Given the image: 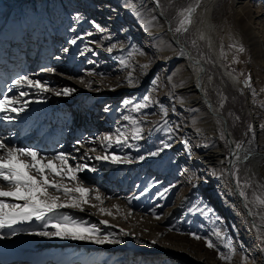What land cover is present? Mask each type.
Listing matches in <instances>:
<instances>
[{
	"label": "rangeland",
	"instance_id": "rangeland-1",
	"mask_svg": "<svg viewBox=\"0 0 264 264\" xmlns=\"http://www.w3.org/2000/svg\"><path fill=\"white\" fill-rule=\"evenodd\" d=\"M44 1L48 27L52 32L51 38L57 48L50 59L54 62L60 59L62 62L56 67L34 70L37 74H30V69L24 73L25 75L29 73L34 79L37 75L44 77L49 75L50 79L40 81L54 90H61L64 87L74 88L75 92L70 96H62V99L70 104L71 118L72 115L74 119L77 114H81L82 110L86 112L80 118L83 120H80V123H85L91 118L95 107H98L94 111V116H97V126H103V118L111 119V125L106 129L108 134L115 135V129L123 126H127V130L131 131V125L122 119L125 115H131L141 121L143 139L130 146L123 144L119 148L113 144L109 154L129 157L131 163L126 164H148L147 171L139 180L138 186H133L135 189L130 191L132 194L122 201L125 210L138 213L142 222L124 223L132 230L129 236L112 229L102 233L115 232L117 238L123 241L119 244H95L86 240L64 243L45 240L38 236L31 238L29 236L33 235L32 233H21L14 238L16 245L31 254L33 243L47 242L45 254L74 257L76 261H70L69 264H80L78 259L90 253L86 250L88 246L98 249L90 253L89 264H224L218 258V252L209 249L204 239L197 241L188 235L195 232L202 237L211 238L214 243L220 245L221 251H226L213 234L214 230L219 229L235 246L232 264H264V238L260 235H252L250 227L254 225L243 219L244 210L241 204L232 196L231 190L224 193L220 184L210 185L213 184L214 176L222 170L220 162L212 161L208 162L209 165L199 167V157H196L198 154L195 149L197 144L192 139L199 131L205 130L207 125L215 126V124L205 114L206 107L199 102L195 90L190 88L192 75L184 59H173L178 51L171 43L167 31L161 30L162 25L151 3L140 0H116V2L114 0H0V29L6 20V23L12 26L10 22L12 17L9 15L12 12V16L16 17L17 10L12 11L10 8H14L17 3L23 2V6L22 4L19 6L24 7V13L33 16L35 4L43 5ZM155 1L159 2L164 16L172 22L173 27H176L179 22V11L195 0ZM241 2L242 4L239 5L236 0H218L213 13L217 50L222 63L236 78L237 88L215 65L214 57L203 50V44L199 46L194 44L192 31L187 30L178 34V38L197 57L206 53L204 58L208 65V76L215 78L214 91H210L209 96L216 107H221L222 114L228 119L229 129L236 144L240 145L241 157L246 158L251 152L263 157L258 164L257 177L245 179L250 185L246 191L247 197L253 200L254 196L264 195V49L262 51L259 49L261 44L264 48V0H241ZM124 4L127 5V10L133 11V19L126 15ZM97 25L104 31H99ZM8 27L4 28L6 35L10 32ZM44 31L42 35L45 34ZM42 35L38 36L39 40L33 35L29 36L33 38L31 42L33 41L34 45L37 44L36 42L44 45L48 37L43 40ZM16 36L14 34L15 40L18 41ZM29 36L21 47L22 50L27 46L26 50L22 51L23 60H26L25 55L29 52ZM0 37H3L2 33ZM72 40H76V43L72 44ZM252 41L257 42L252 44ZM113 44L116 47L109 53L107 49ZM233 45L242 46L245 51L240 53ZM133 52L135 54L130 55ZM39 59L38 56L28 60L31 61V65L34 61L33 65H37L39 61H43ZM121 59L125 60L129 67H123L120 63ZM15 61L17 59L13 58V64ZM0 65L3 66L4 63ZM143 65L148 67L145 69ZM23 66L17 68V71L23 72ZM0 70L4 75L11 71L9 80L14 77L12 68L9 72H5L1 67ZM89 72L95 75H88ZM130 72L135 77V87H130L126 83ZM249 77L250 87L246 86ZM80 80H84L85 84L92 82V90L81 84ZM62 81L65 84H61ZM78 91L82 92L74 97ZM120 91H123L122 96L115 98ZM49 94L53 93L49 92ZM145 96H150L152 103L140 113L132 112L134 104L145 102ZM125 101H132V104L125 106ZM162 109L166 110L167 115H164ZM65 125L60 126L59 132H63V140L56 144L58 148H61L59 145L71 137L72 123L68 122ZM100 132L102 131L97 135ZM82 134L85 136L86 132ZM40 138L43 137L40 136L33 142L40 141ZM129 139L132 140L131 136ZM215 139L212 137L203 142V149L208 151L217 149L219 142ZM219 140L220 150L226 153L223 137H219ZM70 149L75 152L76 145H72ZM99 151L104 154L103 150ZM153 152L157 155H150ZM141 156L145 157L142 161L139 159ZM89 160L93 161L88 158L85 162ZM120 164H107L96 169V172L103 173L102 178L94 177L100 176L93 174L96 172H88L79 177L81 179L84 176L82 182L85 186L99 188L105 196L102 189L106 187L104 182H107L110 176L113 175L111 177L113 183L118 174L123 172L121 180L128 183L126 171L119 170V167L124 168L125 165L119 166ZM88 166L95 167L93 163ZM113 168L114 171H111ZM110 171L114 173L111 174ZM106 172L107 174H104ZM140 172L139 174H142ZM96 180H99V185L95 183ZM181 182L187 184L178 187ZM201 184L204 186L201 192H198L182 211L176 212L177 199L186 197L194 185ZM108 196L112 199L106 198L103 206L114 212L116 208L110 207V203L113 200H121L118 197L125 196V193L113 192ZM129 197L132 198L131 202L128 201ZM200 208L210 210L209 214L201 215L198 211ZM76 212L67 210L60 213L99 227L98 221L93 216ZM156 215L161 219H155ZM53 231H55L53 228L49 230V232ZM134 234H137V237ZM153 241L156 243H152ZM59 249L61 251H58ZM99 257L102 258L101 262L98 261Z\"/></svg>",
	"mask_w": 264,
	"mask_h": 264
},
{
	"label": "bare ground",
	"instance_id": "bare-ground-1",
	"mask_svg": "<svg viewBox=\"0 0 264 264\" xmlns=\"http://www.w3.org/2000/svg\"><path fill=\"white\" fill-rule=\"evenodd\" d=\"M109 1V0H108ZM116 2V0H114ZM141 2H150L153 8L155 9V12L157 13V17L159 20V23L162 25L161 30H166L167 33L169 34L170 41L171 43L176 47L178 54L176 55L175 59H184L186 63V67L189 69L192 75V84L190 88L192 87L195 90L196 96L199 99V102L201 103L202 106L206 107L207 112L205 114L208 115V119H211L215 126H210L207 125L205 130H201L197 133V135L192 139L195 144H197V147L195 148L198 154L196 157H199V167L202 168L203 166L207 165L208 162L212 161H217L220 162L221 164V172L214 176L213 178V184H210L211 186L218 185L220 184L222 187V191L224 193L232 191V196L236 199L238 203L241 204L244 213H243V219L247 220L246 222L252 224L254 226L250 227L252 235H260L264 238V208L257 207L254 203H252V199L247 197V200H245L244 197L240 195L241 191L246 192L248 190V187H243V185L247 184L246 180L247 178H255L259 174V162L263 158L262 156L256 154L254 155L253 152L250 153V155L246 158L241 157V152H240V147L237 148L235 139L229 129L228 126V119L222 114L221 112V107H216L215 104L212 102V98L209 96V92L213 90V83L215 78L213 76H208V65L205 62V54L201 55V57H197L194 55L185 45L182 44L180 39L178 38V34H182L185 32H177L176 29L179 27L180 21L182 19L180 13L184 11L185 9L189 7H195V13L193 14L192 17V23L188 27V30L192 31L193 37H194V44L199 46L200 44H203V50L207 51L210 53L215 60V65L221 70V73L230 81L234 87H238L237 80L233 76V74L230 73V71L225 67V65L222 63L221 56L219 55V52L217 50V42H216V26L214 24L213 20V13L215 9V5L218 0H195L192 1L185 9L179 11V22L176 25V27H173L172 22L169 21L163 14V10L160 7L159 2H156L155 0H140ZM237 4H242L241 0H236ZM127 6V5H126ZM125 4L123 6V9H125V13L127 16H130V19H133V11L132 10H127L128 7H126ZM22 6L18 5V9H20ZM126 7V8H125ZM137 10V7H135ZM241 15V14H240ZM46 20L44 22L45 26V34L42 35L43 40L48 37V40L44 43V45L38 44L34 45L33 41L29 43V52L25 55V59H27L26 63L25 61L17 56V50L16 54L14 53L13 57L17 59L15 63L13 64V60L10 62L9 66H4V69L2 68L3 66L0 65V67L5 71L9 72L12 68L14 71V77L9 80V76H11V71L7 74L4 75L3 71L0 70V99L3 98L4 95H8L10 97H17L19 95V91H29L31 94L28 97H25V100H31L33 101L28 105V109L25 112L20 113L18 116L13 113L14 120L12 122L5 121L3 119H0V139H3L5 143L9 144V146H17V147H30L33 148L37 151H40L42 154L46 155H55L59 152H64L66 153L69 157H75V159H70L69 163L73 165V163H88L91 165H95L96 169H100L104 167L107 164H112L108 161H97L95 159L96 155H103L100 153L99 150H103L101 147V142L99 139L103 135L108 134V129L107 126L111 125V119L110 118H103V126L100 127L97 126L96 118L97 116H94V111L98 109V107H95V109L92 111V116L90 119H88L85 123H80L78 126L75 125L77 122V119L71 118V115L69 113L70 109V104L67 103V101L62 99V96H57L54 94H45L43 97H39L35 94V90L33 89H20L17 90L15 88L12 89V91H8V88L12 85V82L19 78L20 76H24L25 73L24 71L31 72L30 74H37L34 72V70L43 68V67H56L59 66L62 60L57 59L55 62L52 61L50 58L52 55H54V51L57 50L55 47V43L53 44V39L51 38L52 32L48 27V18L47 15H45ZM10 22H12V26L17 25V22L14 19H10ZM20 22V21H18ZM21 23V22H20ZM37 20H35L34 24L35 26L37 25ZM16 24V25H15ZM248 26V23H246ZM11 26V27H12ZM40 31V26L37 28L36 32H31L29 35H33V37L40 36L38 35V32ZM16 34L17 31L13 30L11 31V35ZM10 35V36H11ZM28 35V36H29ZM27 36V37H28ZM4 37H0V51L2 52L3 50V44L4 42L2 41ZM32 38L29 36V39ZM51 38V39H50ZM33 39V38H32ZM14 41L15 37H14ZM17 42V41H16ZM257 41H252V44L256 43ZM37 48H36V47ZM44 46V47H43ZM2 47V49H1ZM33 49L31 51V49ZM36 48V49H35ZM259 49L261 51L264 49L262 47V44L259 45ZM12 52V51H11ZM31 52V53H30ZM42 55H41V54ZM8 54V53H7ZM10 54V53H9ZM23 54V53H22ZM7 56V55H6ZM39 60L43 59V61H39L37 65L35 64V59L33 60V64L31 65V61L28 60L29 58H38ZM24 56H22L23 58ZM210 57V56H209ZM4 59L1 60L0 58V64L3 62ZM48 60V61H47ZM173 60V61H174ZM30 61V62H29ZM37 61V60H36ZM22 63V64H20ZM24 65V66H23ZM212 65V64H211ZM23 66V72L17 71L19 67ZM30 67V68H29ZM210 67V64H209ZM21 70V69H20ZM50 72V71H49ZM72 72V71H71ZM44 73V72H43ZM30 74H26L27 76L30 77ZM53 74V73H52ZM211 74V73H210ZM51 75V74H50ZM36 76V75H35ZM48 78H47V77ZM45 77L42 75H37L35 79L37 80H48L50 79L49 75H46ZM31 79L35 80L34 78L30 77ZM55 81V79L53 78ZM49 80V81H53ZM60 81L59 79H57ZM6 84V85H5ZM61 84H65L63 81ZM9 85V86H7ZM7 86V87H6ZM84 86V85H83ZM82 86V87H83ZM59 91V90H55ZM214 91V90H213ZM82 91H78L75 93L74 97L81 93ZM82 96L80 97V99ZM86 98V97H85ZM83 98V99H85ZM37 99H42L44 102L42 103H35ZM75 100V99H73ZM196 100V99H195ZM224 99L221 100L223 102ZM64 101V102H63ZM77 103V102H76ZM193 103V102H191ZM195 103V102H194ZM215 103V102H214ZM83 106V104H80ZM186 105V104H185ZM223 105V103H221ZM185 107V106H184ZM196 107V106H195ZM84 108V107H83ZM183 109V108H182ZM189 111V110H188ZM204 112V111H203ZM79 113V112H77ZM83 113H86L82 110V113L79 114V119L83 117ZM2 115V114H0ZM78 115V114H77ZM88 115V114H87ZM77 117V116H76ZM93 119V120H92ZM82 120V119H80ZM99 120V119H98ZM202 120V119H201ZM15 121V123H14ZM71 122L72 127H71V137L69 140L66 142L61 143L59 146L61 148H58L56 146L57 143L63 140V132H59L60 126H66L65 123ZM52 123H54L52 125ZM64 128H62L63 130ZM65 131V130H64ZM86 132V135L84 136L82 133ZM100 132L99 135L98 132ZM33 132V133H30ZM8 135V136H7ZM32 135H37L35 138H32V140L27 139L31 137ZM65 135V134H64ZM40 136L43 138H40V141L33 142L35 139H38ZM91 136V138H90ZM20 137V138H18ZM69 137V136H66ZM215 137V141L219 142V146H221V141L219 140V137H223L225 141V147L227 148L226 153L222 152L218 146L217 149L212 151L204 150L202 147V143L205 141H208L209 138ZM89 139H94L96 140V144H88L85 143L84 147H80L78 142H84ZM78 141V142H77ZM72 142V143H71ZM138 141L136 140H130L128 141L127 144L124 145H132L133 143H137ZM50 144V145H49ZM28 145V146H26ZM72 145H76V151L72 152L70 147ZM116 145V144H114ZM118 148L121 145H117ZM91 147H96L97 152L91 153L88 151ZM214 148V147H213ZM87 153V154H86ZM237 156L239 157L237 159ZM88 158H91L93 161H88ZM109 165V166H110ZM125 165V166H124ZM209 165V164H208ZM119 166H124V168H120L119 170H125L126 175L128 176L129 180L128 183H124L121 180V177L123 175V172H120L117 176V178L111 183V177L110 176L107 182H104V186H106L103 191L105 193V196L112 194L113 192H118V193H125V196H120L118 197L121 200H113L110 203V207H114L118 205L120 207V212L114 211L113 216H105L103 214L99 213L98 209L91 208L90 206H85L84 211H79L78 209H72V208H65L61 209L60 212L64 211H77V214L84 213L85 215L93 216L96 221L99 223V227L101 229V233L106 232L108 229H112L114 231H120V229H124L125 232H128L131 234V228L129 226H126L124 223H135V222H142V220L139 218L138 213H131L130 211L125 210L124 208V203L122 202L123 199L126 200V197L128 195H131L132 193L130 192L132 189H135V187L138 186L139 180L143 177L144 173L147 171V165H131V164H126V163H121ZM111 168V166H110ZM211 169V168H210ZM213 170V169H211ZM111 171H114V168L111 169ZM110 171V172H111ZM116 171V170H115ZM139 171L142 172V174H139ZM91 171H83L79 173V176L82 174H86ZM96 172V171H95ZM108 172V171H107ZM104 173V174H107ZM140 172V173H141ZM114 172H111L113 174ZM93 174H100L95 175L94 177H99L102 178L101 172H96ZM216 174V173H215ZM110 175V174H109ZM84 177V176H83ZM82 177V178H83ZM237 177L240 178V186H237ZM259 177V176H258ZM80 178V177H79ZM82 178L80 179L81 181ZM241 180L243 182H241ZM95 183L97 185L100 184L99 180H96ZM190 181L188 182V184ZM192 183V182H191ZM84 184V183H83ZM96 184L94 186H96ZM187 184L184 182H181L178 187L180 186H185ZM203 184V183H202ZM194 185L192 190L186 195V197L182 199H177L176 204L178 205L176 212L182 211L183 207L191 201L193 197L197 196L198 192H201V188H203V185ZM85 185V184H84ZM135 186V187H133ZM89 187V186H86ZM133 187V188H132ZM93 188L94 187H89ZM185 188V187H184ZM134 191V190H133ZM223 193V194H224ZM104 196V197H105ZM194 199V198H193ZM91 203H98L95 202L94 200L91 201ZM239 204V205H240ZM137 214V215H136ZM135 216V217H134ZM141 217V216H140ZM101 220H107L108 224L111 227H106L102 224H100ZM251 224V225H252ZM249 226V225H248ZM51 227H49L47 230L49 231ZM42 229V224L41 222H34L31 221L29 222H24L21 224H18L15 226V235H12L11 232L12 230L5 229L4 234L5 238L0 239V264H4L6 260L9 259H15L13 263L10 264H26L27 261L25 260L26 258H37L38 260H41V257H45L47 264H69L70 261L74 262L76 259H73L74 257L66 258V256L62 255H55V256H50L54 254H45L47 252V242H42L40 244L33 243V253H28L25 251L26 249H22L19 246L16 245V242L14 241V238L18 237V234L21 233H33L36 231H41ZM122 236V235H120ZM129 236V235H127ZM134 236L137 237V234H134ZM29 237L31 238H37V235H30ZM39 238L45 239V240H51V241H63L65 242H78V240H70V239H61L59 237H42L38 236ZM123 237V236H122ZM256 237V236H255ZM38 238V239H39ZM49 242V241H48ZM83 242V241H79ZM31 250V249H30ZM86 250L88 252H94L98 249H94L93 247H86ZM58 251H61L59 249ZM90 253L88 255L80 257L78 259L80 264H89L91 260ZM47 255V256H45ZM138 257L136 258L135 261H137ZM56 262V263H55Z\"/></svg>",
	"mask_w": 264,
	"mask_h": 264
},
{
	"label": "snow or ice",
	"instance_id": "snow-or-ice-1",
	"mask_svg": "<svg viewBox=\"0 0 264 264\" xmlns=\"http://www.w3.org/2000/svg\"><path fill=\"white\" fill-rule=\"evenodd\" d=\"M195 10V7H189L180 13L182 19L179 27L176 29L177 32H187L188 27L192 23ZM96 27L99 31H104L98 25ZM71 43L75 44L76 40H72ZM115 47L116 45L113 44L107 51L111 53ZM233 47H236V50L240 53L245 51L242 46L233 45ZM134 54L135 52L130 53V55ZM120 63L125 68L129 67V64L123 59L120 60ZM142 67L146 69L148 65H143ZM88 75H95V73L89 72ZM250 79L249 77V81L246 83L248 87L251 86ZM80 83L85 84V81L80 80ZM126 83L130 87L136 86L135 77L131 72L126 78ZM85 86L89 90H92V82H88ZM13 88L17 90L25 88L33 89L39 97H43L49 92L57 96H70L76 91L70 87H64L59 91H55L48 87L46 83H42L40 80H33L27 75L15 79L8 88V91H12ZM30 94L29 91H19L17 97L4 95L0 99V114H2L0 115V119L12 122L14 120L13 113L18 116L20 113L25 112L28 109V105L33 102L24 99ZM144 101V103L134 104L131 111L140 113L142 109L152 103L150 96H145ZM34 102L42 103L44 101L37 99ZM124 104L127 106L132 104V101H125ZM105 110L107 111L108 109L106 108ZM162 111L164 115H167L165 109H162ZM122 119L128 121L129 125H131V131L127 130V126L117 127L115 135L106 134L100 137L104 154L96 155L95 159L97 161H108L113 164L131 163V159L127 156L109 154V150L113 144H127L129 136H131L132 140L136 141L143 139V127L139 119L131 115H125ZM96 142L94 139H89L78 143L80 147H84L85 143L94 145ZM165 147H168V145H165ZM239 147L240 145H237V148ZM88 151L95 153L97 152V148L91 147ZM150 155L155 156L157 153L153 152ZM144 158L141 156L139 159L142 161ZM70 159L74 160L75 157H69L64 152L49 156L30 147L9 146L3 139H0V239L5 238V229L12 230L11 234L15 235L16 225L36 220L41 222L43 229L32 233L37 236L48 238L59 237L61 239L78 241L86 240L95 244L123 243L122 240L117 238L115 232L102 234L100 227L96 224L88 225L87 222L60 213V210L65 208L84 211L85 206H90L91 208L98 209L100 214L113 216V211L103 206L105 199H112V197H104L99 188L86 187L79 178V173L85 170L95 172L96 168L89 167L87 163L82 164L79 162L73 166L69 163ZM236 182L239 187L240 181L238 177ZM249 186L248 184L243 185V187ZM240 195L247 200L246 192L241 191ZM161 196H163V193H161ZM131 199L129 197L128 201L131 202ZM92 200L98 203H91ZM252 203L257 207L264 208V195L254 196ZM115 208L117 212L120 211L118 205ZM198 211L201 215L207 216L210 210L200 208ZM155 219L159 220L161 217L156 215ZM100 224L111 227L107 220H101ZM49 227L55 229V231L49 232L47 230ZM171 230L170 228L169 231ZM120 233L122 235H130L124 229H120ZM213 234L216 240L221 242L226 251H221L220 245L214 243L211 238L202 237L195 232L188 233V235L197 241L204 239L206 246L209 249H215L218 252V258L224 264H232L235 246L219 229L214 230ZM152 243H156V241Z\"/></svg>",
	"mask_w": 264,
	"mask_h": 264
}]
</instances>
